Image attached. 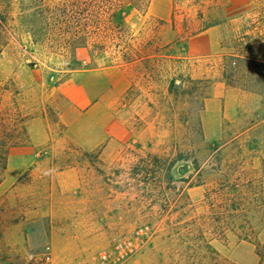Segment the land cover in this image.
Returning a JSON list of instances; mask_svg holds the SVG:
<instances>
[{"label":"rangeland","instance_id":"rangeland-1","mask_svg":"<svg viewBox=\"0 0 264 264\" xmlns=\"http://www.w3.org/2000/svg\"><path fill=\"white\" fill-rule=\"evenodd\" d=\"M29 3L0 0V264H259L264 0L125 4L126 42L75 55L32 39ZM249 180L216 234L207 194Z\"/></svg>","mask_w":264,"mask_h":264},{"label":"trees","instance_id":"trees-1","mask_svg":"<svg viewBox=\"0 0 264 264\" xmlns=\"http://www.w3.org/2000/svg\"><path fill=\"white\" fill-rule=\"evenodd\" d=\"M150 3L151 0H30L22 12L28 23L29 34L35 42L45 43L51 49L69 51L75 55L77 50L93 45L101 51L108 47H120L130 37V32L118 9L125 4H131L140 10H147ZM5 20V16L0 13V28L3 27ZM215 24L216 22L207 24L204 29L207 30ZM174 26H176V18H174ZM185 27L189 31L187 23ZM136 54V51L131 49L123 53L122 60L128 64L133 63L136 61ZM173 86L180 85L173 83ZM161 171H164V168ZM167 171L170 176V168ZM254 186L255 181L252 180L243 184L222 185L218 194L221 200L219 205H215L211 192L207 194L212 211L218 216L216 221L219 225L215 226L216 234L225 235L227 230L232 229L229 220L235 221L241 216H246L245 213L251 210L244 208L245 198L242 189H253ZM254 196L258 197V195ZM255 197H252L253 201H257ZM244 222L250 225L247 220ZM239 230L242 234H247L252 232L253 227L240 225ZM253 245L260 259L259 264H264V243L257 242ZM207 248L211 250L208 244Z\"/></svg>","mask_w":264,"mask_h":264}]
</instances>
